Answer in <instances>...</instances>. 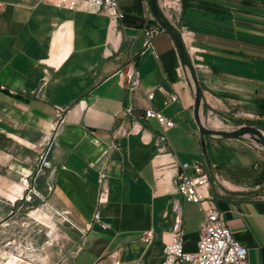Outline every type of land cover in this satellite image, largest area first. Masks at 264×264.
Wrapping results in <instances>:
<instances>
[{
	"label": "crops",
	"instance_id": "crops-1",
	"mask_svg": "<svg viewBox=\"0 0 264 264\" xmlns=\"http://www.w3.org/2000/svg\"><path fill=\"white\" fill-rule=\"evenodd\" d=\"M155 2L171 28L152 40L157 58L143 48V29L160 25L148 0H118L117 27L86 4L68 11L47 0H0V154L11 141L52 139L50 196L84 231L64 264H112L110 252L122 264H161L174 202L184 248L194 251L203 215L176 193L179 165L204 152L198 136L227 134L232 123L264 135V0ZM131 55L141 80L128 90L117 72ZM171 94L177 100L164 106ZM56 108L65 110L57 130ZM148 108L174 123L164 142ZM217 177L235 188L228 191L242 186ZM209 192L248 264H264V196ZM96 212L108 228L93 221Z\"/></svg>",
	"mask_w": 264,
	"mask_h": 264
},
{
	"label": "rangeland",
	"instance_id": "rangeland-1",
	"mask_svg": "<svg viewBox=\"0 0 264 264\" xmlns=\"http://www.w3.org/2000/svg\"><path fill=\"white\" fill-rule=\"evenodd\" d=\"M247 127L258 129L232 123L225 128L227 134H201L211 173L210 191L264 196V143L254 133L243 132ZM53 149L52 139L37 144L11 141L0 154L1 264L11 256L17 257L18 264H64L81 243L83 229L48 191L58 167ZM27 168L30 171H24ZM221 173L242 186L228 191L235 188L224 187L217 177Z\"/></svg>",
	"mask_w": 264,
	"mask_h": 264
},
{
	"label": "built area",
	"instance_id": "built-area-1",
	"mask_svg": "<svg viewBox=\"0 0 264 264\" xmlns=\"http://www.w3.org/2000/svg\"><path fill=\"white\" fill-rule=\"evenodd\" d=\"M56 8L74 11L79 4H86L96 11L104 12L113 27H117L124 19V13L120 10L118 0H47ZM154 19V18H153ZM163 30V26L143 29L144 50H150L157 58L152 46L153 38ZM120 86L133 90L140 84V73L134 66L132 55L128 59L127 66L117 72ZM147 100L153 99V93L146 95ZM177 100L175 94L169 95L164 101V106ZM65 110L56 108L55 130L64 122ZM146 118H152L162 128V135L157 138V142L165 141V132L173 128L172 120L166 118L160 111L148 108L144 111ZM198 140L202 142L201 136ZM211 173L201 149L199 158L183 162L179 165V170L175 180L176 193L187 203L198 206L203 215L202 224L196 249L186 251L185 232L183 229V213L179 202H174L172 209L175 213L173 224L169 232L168 242L163 247V261L161 264H248L247 248L238 242L231 230L224 223L222 215L217 211L214 199L210 194ZM52 186L48 185V191ZM102 200V197L99 198ZM93 221L100 223L102 229L108 228L107 224L100 222L98 212L93 215ZM151 234H146L144 241L149 243ZM107 257L112 264H122L116 252H110ZM98 264V263H96ZM135 264H141L140 262Z\"/></svg>",
	"mask_w": 264,
	"mask_h": 264
},
{
	"label": "water",
	"instance_id": "water-1",
	"mask_svg": "<svg viewBox=\"0 0 264 264\" xmlns=\"http://www.w3.org/2000/svg\"><path fill=\"white\" fill-rule=\"evenodd\" d=\"M148 5H149V11L152 15V17L161 25L163 26L164 28H166V30H168L169 32H171V28H170V25L164 20V18L162 17L161 13L159 12V9L156 5V2L155 0H148ZM173 40L176 44V47L179 51V54H180V58L181 60L184 62V64L186 66H188L190 68V63L187 61V59L185 58L184 56V53H183V42L181 40V37L176 34V33H173ZM201 130H203V128L201 127ZM243 132H250V133H254L255 135H257L260 140L264 143V137L262 135V133L257 130V129H254V128H251V127H247L243 130ZM211 133H215V132H211Z\"/></svg>",
	"mask_w": 264,
	"mask_h": 264
},
{
	"label": "bare ground",
	"instance_id": "bare-ground-1",
	"mask_svg": "<svg viewBox=\"0 0 264 264\" xmlns=\"http://www.w3.org/2000/svg\"><path fill=\"white\" fill-rule=\"evenodd\" d=\"M249 136V135H248ZM14 200L13 201H16L17 197L16 196H13V195H10ZM7 256V255H6ZM17 257H14V256H11L7 263L6 264H18L17 262H15L17 259ZM1 264V263H0Z\"/></svg>",
	"mask_w": 264,
	"mask_h": 264
}]
</instances>
